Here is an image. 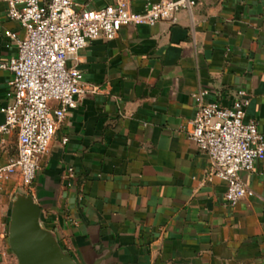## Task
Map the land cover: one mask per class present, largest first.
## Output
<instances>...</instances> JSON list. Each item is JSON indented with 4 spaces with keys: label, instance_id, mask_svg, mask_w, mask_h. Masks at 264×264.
Segmentation results:
<instances>
[{
    "label": "crops",
    "instance_id": "obj_1",
    "mask_svg": "<svg viewBox=\"0 0 264 264\" xmlns=\"http://www.w3.org/2000/svg\"><path fill=\"white\" fill-rule=\"evenodd\" d=\"M76 1L82 13L115 2ZM127 1L140 12L159 0ZM7 8L0 0V65L17 51L5 32L24 35ZM69 64L97 90L68 112L31 186L0 185V264H18L9 227L23 196L76 264H264V159L240 173L254 196L229 206L189 137L202 90L222 106L245 91L244 121L264 134V0H195L175 23L123 26ZM11 77L0 67V107ZM16 152V131L0 132V165Z\"/></svg>",
    "mask_w": 264,
    "mask_h": 264
},
{
    "label": "built area",
    "instance_id": "obj_2",
    "mask_svg": "<svg viewBox=\"0 0 264 264\" xmlns=\"http://www.w3.org/2000/svg\"><path fill=\"white\" fill-rule=\"evenodd\" d=\"M7 16L24 28L18 37L12 30L6 36L15 40L17 51L0 67L12 73L8 102L0 107L4 122L1 133H17V152L0 165V185L15 178L31 186L42 158L48 153L58 127L79 98L89 88L76 64L77 55L90 41L111 40L123 26L177 21V12L190 9L195 0H159L149 2L143 11H134L127 0L82 13L76 0H4ZM206 90L195 94L197 112L191 119L189 137L210 159L206 178L226 182L225 198L229 206L254 192L240 173L252 170L264 159V134L255 122H245L250 99L239 90L231 106L206 102ZM73 172V168H69Z\"/></svg>",
    "mask_w": 264,
    "mask_h": 264
},
{
    "label": "water",
    "instance_id": "obj_3",
    "mask_svg": "<svg viewBox=\"0 0 264 264\" xmlns=\"http://www.w3.org/2000/svg\"><path fill=\"white\" fill-rule=\"evenodd\" d=\"M41 207L32 197L14 203L9 227V243L18 264H76L52 234L40 224Z\"/></svg>",
    "mask_w": 264,
    "mask_h": 264
}]
</instances>
